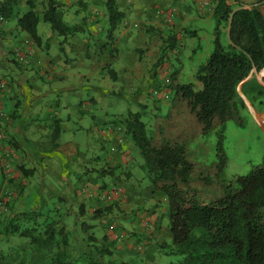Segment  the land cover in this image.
Masks as SVG:
<instances>
[{
	"label": "crops",
	"instance_id": "1",
	"mask_svg": "<svg viewBox=\"0 0 264 264\" xmlns=\"http://www.w3.org/2000/svg\"><path fill=\"white\" fill-rule=\"evenodd\" d=\"M27 1L13 0L14 15L9 19L0 16V85L5 84L4 89L0 88V116L7 117L3 131L6 145L12 153L7 163L0 160L1 199L5 202L17 201L16 207L21 210L32 200L36 208L38 202L46 200V196L61 201L74 200L69 207V213L74 214L77 209L80 214L81 208L84 214L90 210L92 215L96 208L110 207L111 215L119 223L117 232L128 233L127 240L116 241L110 247L115 256L120 257L121 251L131 250L132 247L142 252L143 260H150L152 256L158 260L161 243L169 244L172 239L166 216L167 202L163 201L165 196L162 193L155 192L148 184L143 169L144 160L126 133L122 121L133 111L125 115L120 102L109 103L108 94L122 97L124 92L120 89H138L140 92L131 95L133 100L129 97L131 106L141 105L149 95L158 96L161 85L155 75V64L165 49L163 41L171 36L176 43L172 51L167 49L165 57L172 71L177 69L174 62L185 66V63L195 61L192 56L189 57L191 54L198 57L202 53V46L194 47V38L206 44L208 58L215 38L212 14L216 0H117L125 17L114 32L113 47L116 51L113 55L105 46L104 33L100 34L108 26L105 0H59L67 22H79L82 9L89 10L92 15L87 16L90 34L69 36L65 44L68 46L63 49L66 47L65 52L71 49L75 54L73 62H63L59 57L58 61L51 60L45 66L42 61V67L35 64L38 53H34L29 66L20 65L13 58L14 51L27 36L17 23L29 10ZM228 2L234 10L240 3L245 7L253 5V0ZM25 7L28 10L22 13L21 9ZM72 10H75L76 16L71 14ZM157 10L162 13L158 14ZM94 14L101 17L100 22L93 25L91 19ZM220 40L225 45L230 43L228 26H221ZM184 48H188L190 53H185ZM117 63L121 68H115ZM58 66L63 67L60 75L67 82L96 80L98 86L92 88L100 96L92 97L90 104H86L81 97L73 99L75 89L53 79ZM109 68L116 72L115 81L109 76ZM184 79L189 80L188 77ZM261 87H264V69L257 71L253 68L238 92L246 102L254 100V90ZM64 89L62 100L59 94ZM101 102L119 107V113L111 117L94 114V104ZM84 105L90 106L88 114L83 112H87ZM56 122L61 132L54 140ZM99 139H115L118 149L115 152L111 150L112 153L104 158L93 155ZM71 171L76 174L75 177H88L87 180L96 189L95 194L115 187L118 193L113 198L114 204H105L98 199L84 203L83 198H77V183L69 177ZM63 193L70 196L67 198ZM110 241V238L105 239V245L110 246ZM124 255L131 257L132 254L125 251Z\"/></svg>",
	"mask_w": 264,
	"mask_h": 264
},
{
	"label": "trees",
	"instance_id": "2",
	"mask_svg": "<svg viewBox=\"0 0 264 264\" xmlns=\"http://www.w3.org/2000/svg\"><path fill=\"white\" fill-rule=\"evenodd\" d=\"M12 1L0 0V16L3 19L14 15L15 1ZM36 3L35 0H28L29 10L17 22L27 35L18 47L25 51V61H20L15 51L13 58L23 66L32 64L36 48L49 50L54 37L62 36L65 42L69 36L90 34L87 16L91 14L88 13L79 22L70 23L64 19L65 10L60 7L59 0H48L43 12L35 8ZM262 6L264 0H253L252 6L245 7L240 3L234 10L228 0H216L212 14L215 20L213 50L206 62L197 65L191 73L183 64L174 71L167 65L166 51H172L176 41L172 36L164 40L165 49L155 64V75L161 82V91L158 96L152 97V102L157 105L161 99L170 101L166 113L155 115L149 122L148 119L143 120V114H148L147 110H142L128 114L122 121L126 133L140 150L144 160L143 169L153 189L166 198V216L172 239L169 244H161L159 249H163L167 255L178 257L170 264H264V156L249 173L228 179L225 176L227 156L223 145L227 121H240V110L245 107L244 99L238 92L239 84L253 68L257 71L264 69ZM105 8L108 26L100 34L104 33L105 46L113 55L116 49H110V45L125 13L120 10L117 0H105ZM85 10L83 8L82 12ZM100 17V14H94L91 23L100 22ZM41 22L49 24V37L43 38L39 30ZM221 26L229 27L228 45L220 40ZM35 64L42 67L40 59ZM163 67L170 72V84L166 87L160 78ZM108 72L111 80L115 81L117 75L114 69L109 68ZM186 77H193L194 80L180 83V78ZM3 84L0 88L4 89ZM119 91L134 96L139 90L131 88ZM263 92L264 88H259V93ZM166 94L169 99L165 98ZM6 119V116H0L2 129L5 128ZM60 132L56 122L54 140L60 136ZM213 132H216L215 145L209 141L198 142L200 137ZM211 146L217 151V160L210 163L200 160L199 155ZM2 157L7 163L8 158ZM111 211L110 207L96 208L91 217L112 218ZM81 213L84 214L83 208ZM20 214L24 219H33L34 227L23 228L27 222H14ZM39 218L41 212L37 209L20 211L0 231L1 236L4 232L17 234L26 238L31 247L48 251L44 262L33 261L24 254L15 264H130L125 260L118 261L110 246L98 245L97 238L91 235L88 242L97 244L95 253L88 260L74 259L66 250L69 245L67 225L60 220H52L43 227L38 222ZM114 220L105 235L106 240L110 238L112 241V247L116 241L124 238V233L117 232L118 225ZM83 227L84 230L88 228L84 224ZM57 237L60 245L54 242Z\"/></svg>",
	"mask_w": 264,
	"mask_h": 264
},
{
	"label": "rangeland",
	"instance_id": "3",
	"mask_svg": "<svg viewBox=\"0 0 264 264\" xmlns=\"http://www.w3.org/2000/svg\"><path fill=\"white\" fill-rule=\"evenodd\" d=\"M37 10L39 12H43L46 7L48 0H35ZM28 10L27 7L22 8L21 12L24 13ZM89 11V10H88ZM89 12L85 10L84 12L80 13V16L78 17L79 21L83 19L84 16L88 15ZM71 14L76 16L75 10L71 11ZM70 23H73V21H68ZM2 23H0L1 25ZM39 30L41 31V34L45 37H49L51 34V29L49 24L41 22L39 24ZM80 37H84L85 35L83 33H79ZM70 39V37L68 38ZM62 36L54 37L51 40L50 43V49L49 50H40V48H36L34 50L35 54L38 53L37 59H40L43 61L44 66L48 65L50 61L53 62L58 61V58L61 57L63 62H66L67 60H73L75 59V54L71 51V49L68 52L63 51L61 47L64 48V46L67 44V41H63ZM71 41V40H70ZM194 47L202 46V53L195 57V54H191L189 57H193L195 61L191 63H185V69L191 73L193 69L196 68L197 65L200 63L206 62L208 58H206L208 49L206 47V44H201V42L197 39H193ZM210 51L213 50V43L210 45ZM110 49H115L113 47V44L110 45ZM66 50V47L65 49ZM183 51L185 53L189 52L190 50L188 48H184ZM210 52V53H211ZM210 56V55H209ZM208 56V57H209ZM70 62V61H69ZM68 62V63H69ZM174 65L176 68H180L179 64L177 62H174ZM115 68H121L119 67L118 63L115 64ZM66 69V68H65ZM63 70V67L58 66L57 70L53 76V79L59 83H63L67 85L68 87H73L75 89V94L72 95L74 98H83L84 102L87 104H90V99L92 97L97 98L100 96L99 92L97 90H93L92 86H98V82L96 80H90V81H84L79 82L78 80L74 81H66L62 75H60L61 71ZM66 71V70H65ZM161 81L164 79V72L161 73ZM189 80L185 81L184 78H180V83H188L192 82L194 79L193 77H188ZM185 81V82H184ZM160 82V81H159ZM161 84V82H160ZM264 88V87H263ZM240 89V86H239ZM64 90L60 91L59 97L63 100L64 99ZM100 91V90H99ZM102 91V90H101ZM174 94V92H173ZM255 99L245 102V107L241 108L240 110V121H234V120H228L226 123V129H225V138H224V149L227 156V164L225 167V176L228 179L233 178L236 175H245L251 171V169L259 164L264 156V92L259 93V88H256L254 90ZM173 96V95H172ZM133 96L130 95L129 92L124 93L122 97H118L114 94H108V100L109 103H115L120 102L123 108V113L125 115L128 114L129 111H139L147 110L148 114H143V120L144 121H152L155 115H164L167 110L168 102L170 101H163L161 99L156 103L150 102L149 99L152 101V97L144 98V100L140 103L141 105H135L131 106V100ZM133 100V99H132ZM93 113L103 114L104 117H111L112 115H115L119 113L120 108L114 105H109L108 103L103 105V103L94 104ZM158 107V108H157ZM84 109L87 110V112L83 111L84 113L89 112L90 106L84 105ZM108 112V114H107ZM258 112V113H257ZM91 120V119H88ZM5 124V122H4ZM216 132H213L210 135L202 136L199 138L198 142L205 143V141H209L214 143L216 142ZM115 139H99L97 142V147L93 150V155L100 156L104 158L108 154L112 153L111 148L116 147L118 143L114 144ZM96 146V145H95ZM124 146V144L122 145ZM8 148V146L6 145ZM9 149V148H8ZM138 151L139 149L136 148ZM140 151V150H139ZM5 149L4 147H0V160L2 161V155H4ZM92 155V154H91ZM10 161L12 158V153L9 152V156L7 157ZM199 159L210 163L215 160H217V151L215 147L211 146L208 150H206L203 154L199 155ZM76 174H73L71 171L69 177H73L74 181L77 183V198H83L87 202L95 201V199H100V193L97 195L95 193L96 189H94L91 185L92 182L88 181V177H75ZM148 178V184L151 185L150 179ZM106 179H109V176L106 175ZM153 187V186H152ZM83 189L86 192H83ZM88 193H93V197H88ZM67 198L70 196V194L63 193ZM61 195V196H63ZM45 196V195H44ZM49 196H46L43 201L38 202L37 208H35V204L33 203V200L30 202H27V207L23 206V209L21 210L19 207H16L17 201H11L7 200L6 202L3 201L0 197V231L3 229V227L8 223L10 218L14 215L21 212H29L33 211L35 209L39 210L41 212V218L38 219L39 224H42L44 227V224H48L49 222H52V220H60L63 223H65L67 226V230L69 231V245L66 247V250H68L72 255L74 259L77 260H88V258L95 253L96 246L105 244V234L108 231V227L111 223H113L114 215L112 214V218L109 216L102 217L100 219H93L90 213V210H87V214H79V209L76 210V214L73 212L69 213V207L72 205V202L74 200H66L61 201L57 198L50 199ZM8 199V198H7ZM77 201V200H76ZM164 202H166V198L163 199ZM110 203H114V200L109 201ZM109 202H105V204H109ZM74 203V202H73ZM114 217V218H113ZM116 219V218H115ZM14 222H20L21 224L24 223L23 228H29L34 227V220L33 219H24L23 217H20L16 219ZM117 222V219H116ZM84 225H87L88 228L84 230ZM117 225L119 226V223L117 222ZM11 228V227H9ZM95 236L97 238V244L88 242V236ZM126 236L128 237V233L124 234V238L122 239V242H124L126 239ZM130 238V237H129ZM150 238V237H147ZM60 239L57 237L54 242L58 245L61 244V241L58 242ZM58 242V243H57ZM159 242H162L159 240ZM171 243V241H170ZM55 244V245H56ZM162 244V243H161ZM110 245V243H109ZM62 246V245H61ZM112 247V245H110ZM56 249V248H55ZM131 251V257H127V255H124V253ZM48 252V251H46ZM46 252L44 250L38 248H33L29 245V242L26 238L20 237L17 234L13 233H3L1 236L0 233V264H15L16 261L23 256L24 254L26 256H29L30 259H34L33 261L38 262H44L46 261ZM120 252V251H119ZM157 252V251H154ZM146 254V253H145ZM154 254V253H153ZM142 252H138L134 250L131 247V250L125 249L121 251V256L115 258L120 260L128 261L130 264H170L171 262H174L177 260L178 257L175 255H167L165 254V251L162 249L161 253L158 256V260L154 258L153 256L150 258V260H143L142 258ZM156 259V260H155Z\"/></svg>",
	"mask_w": 264,
	"mask_h": 264
},
{
	"label": "built area",
	"instance_id": "4",
	"mask_svg": "<svg viewBox=\"0 0 264 264\" xmlns=\"http://www.w3.org/2000/svg\"><path fill=\"white\" fill-rule=\"evenodd\" d=\"M158 14H161V10H158L157 11ZM172 16V14H171ZM170 16V17H171ZM15 56L22 62L25 61V51L21 50L20 48H17L15 50ZM162 72H164V79H163V84L164 86H169L170 84V78H169V70L165 67L162 68ZM167 92V91H166ZM165 98L166 99H169V96L166 94L165 95ZM0 147H4L5 149V153H4V158L6 159L8 156H9V149L6 147V141H5V137H4V132H3V129L0 127ZM118 149V147H112L111 150L113 152H115L116 150ZM102 192L100 193V201H104V202H109L111 200H114V196L115 194H117V189L114 187V188H107V189H104V190H101ZM83 192H86L84 189H83ZM97 195V194H96ZM94 194L93 193H88V197H93Z\"/></svg>",
	"mask_w": 264,
	"mask_h": 264
},
{
	"label": "water",
	"instance_id": "5",
	"mask_svg": "<svg viewBox=\"0 0 264 264\" xmlns=\"http://www.w3.org/2000/svg\"><path fill=\"white\" fill-rule=\"evenodd\" d=\"M243 81H244V80H243ZM243 81H242V82H243ZM242 82L239 84V86H241ZM239 86H238V89H239Z\"/></svg>",
	"mask_w": 264,
	"mask_h": 264
},
{
	"label": "clouds",
	"instance_id": "6",
	"mask_svg": "<svg viewBox=\"0 0 264 264\" xmlns=\"http://www.w3.org/2000/svg\"><path fill=\"white\" fill-rule=\"evenodd\" d=\"M166 87V86H165Z\"/></svg>",
	"mask_w": 264,
	"mask_h": 264
}]
</instances>
